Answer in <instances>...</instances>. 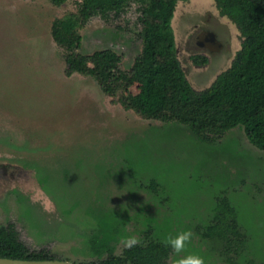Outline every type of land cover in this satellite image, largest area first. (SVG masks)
<instances>
[{"label":"rangeland","instance_id":"rangeland-1","mask_svg":"<svg viewBox=\"0 0 264 264\" xmlns=\"http://www.w3.org/2000/svg\"><path fill=\"white\" fill-rule=\"evenodd\" d=\"M77 9V0H0V225L14 221L31 248L78 263L121 253L131 235L146 242L191 230L186 253L205 264H264V150L241 126L204 141L178 121L125 108L91 75H67L52 23ZM209 12L232 44L225 64L193 60L206 57L192 30ZM139 14L132 4L92 17L80 27L81 51L113 48L131 68L142 48ZM172 24L197 91L231 65L244 39L215 0L178 1ZM223 194L246 234L238 252L204 234Z\"/></svg>","mask_w":264,"mask_h":264},{"label":"trees","instance_id":"trees-1","mask_svg":"<svg viewBox=\"0 0 264 264\" xmlns=\"http://www.w3.org/2000/svg\"><path fill=\"white\" fill-rule=\"evenodd\" d=\"M52 1L61 5L67 0ZM178 1L77 0V11L56 17L52 23V35L63 49L65 73L91 75L104 93L125 108L147 118L178 121L204 141L213 142L241 126L249 140L264 150V0H215L220 13L238 25L244 39L231 65L201 91L195 90L177 56L172 21ZM132 4L140 12L137 34L142 48L131 68H123L122 55L113 48L81 51V26L94 16H120ZM194 59L207 61L201 55ZM215 208L213 222L204 234L224 239L228 248L240 251L246 234L239 226L235 205L223 194ZM161 240L151 237L121 253L111 250L79 263L168 264L171 249ZM0 256L62 258L48 246L31 248L14 221L0 225Z\"/></svg>","mask_w":264,"mask_h":264},{"label":"flooded vegetation","instance_id":"flooded-vegetation-1","mask_svg":"<svg viewBox=\"0 0 264 264\" xmlns=\"http://www.w3.org/2000/svg\"><path fill=\"white\" fill-rule=\"evenodd\" d=\"M222 25L220 16L211 12H209V16L206 20H197L193 25L192 31H194V35L196 36L195 40L198 44V48L201 49V52L206 54L207 62L205 65L208 64V61H210L214 55L218 56L221 62L225 64L232 52V44L230 39L224 36ZM189 37H192V34Z\"/></svg>","mask_w":264,"mask_h":264},{"label":"clouds","instance_id":"clouds-1","mask_svg":"<svg viewBox=\"0 0 264 264\" xmlns=\"http://www.w3.org/2000/svg\"><path fill=\"white\" fill-rule=\"evenodd\" d=\"M193 238L191 230H183L175 235H168L161 240L166 248L171 249L168 264H205L203 256L195 253H186V247ZM141 243L138 236L131 235L122 240L124 248L131 249Z\"/></svg>","mask_w":264,"mask_h":264},{"label":"water","instance_id":"water-1","mask_svg":"<svg viewBox=\"0 0 264 264\" xmlns=\"http://www.w3.org/2000/svg\"><path fill=\"white\" fill-rule=\"evenodd\" d=\"M0 264H80L67 258L28 259L0 256Z\"/></svg>","mask_w":264,"mask_h":264}]
</instances>
